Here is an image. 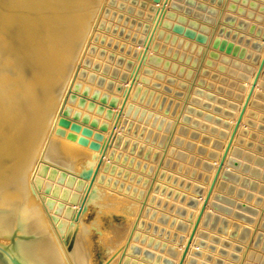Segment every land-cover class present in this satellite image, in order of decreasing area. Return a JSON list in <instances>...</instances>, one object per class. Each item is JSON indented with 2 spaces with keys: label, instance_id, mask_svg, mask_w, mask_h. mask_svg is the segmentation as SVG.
Wrapping results in <instances>:
<instances>
[{
  "label": "rangeland",
  "instance_id": "obj_1",
  "mask_svg": "<svg viewBox=\"0 0 264 264\" xmlns=\"http://www.w3.org/2000/svg\"><path fill=\"white\" fill-rule=\"evenodd\" d=\"M188 1L173 0L168 7L172 17H165L168 24L154 38L128 104L132 111L123 116L113 145L102 156L96 180L99 191L106 188V195L112 192L120 203L131 198L141 208L145 198V214L138 213L132 225L135 241L131 244L138 251L128 252L123 264H160L155 258H146L145 251L173 259L165 252L167 247L176 248L177 256V240L187 231L177 229L176 224L189 225L188 214L194 209L186 202L200 200L192 189L205 188L210 171L204 166L214 168L245 79L264 41V0ZM109 2L102 29L96 32L100 46L94 49L105 45L117 51L127 45L121 37L136 44L127 47L134 53L146 32L142 24L147 20L137 18L142 8L133 16V7L126 6L125 0L117 6ZM211 49L219 53L215 65L221 62L226 71L205 64ZM111 54L107 53L109 58ZM262 76L214 191L209 219L200 227L184 264H264V71ZM75 169L81 171L82 166L77 164ZM155 185L157 191H153ZM151 195L153 200H149ZM93 203L84 206L80 217L84 224L96 220L98 227L87 234L90 262L105 264L109 249L100 241V231L125 230L130 214L106 212ZM25 224L18 218L0 244L16 251L31 241L34 234ZM257 235L260 239L254 243Z\"/></svg>",
  "mask_w": 264,
  "mask_h": 264
},
{
  "label": "bare ground",
  "instance_id": "obj_2",
  "mask_svg": "<svg viewBox=\"0 0 264 264\" xmlns=\"http://www.w3.org/2000/svg\"><path fill=\"white\" fill-rule=\"evenodd\" d=\"M109 1L0 0V238L8 236L18 218L24 220L25 228L34 237L12 252L26 264H91L87 234L91 228L98 226L96 220H93V224H84L80 217L84 206L90 201H94L104 211L130 214L125 230H101L99 235L100 241L109 249L106 250L109 255L105 264H123L125 255L132 253L131 243L135 241L132 227L134 219L138 213L145 214V207L139 208V202L129 198L131 206L129 199L126 203L127 199L124 198L125 204L120 203L112 192L113 196L106 195V188L97 189L96 180L103 160L90 188L87 187L104 144L108 141L103 156L113 145L123 116L132 111V106L128 104L132 102L135 85L149 60L151 45L163 20L172 17L167 16V11L173 0L166 1L154 32L152 29L164 0H141L153 6V10L147 13L149 19L144 14L147 6L141 7L139 0L133 5L125 0L126 6L133 7V16L138 7L143 9H138L140 16L137 15V18L143 22L147 20L148 24H142L146 32L134 53L127 47L136 44L121 37L119 40L127 43L124 47L118 46L121 50L116 51L105 45V49L98 48L100 45L95 41L96 32L102 29L106 19L104 10L111 3ZM111 1L117 6L120 0ZM150 35V42L131 84ZM96 45L98 47L94 49ZM258 51L252 72L248 77L246 75L239 106L227 127V136L218 148L220 154L264 51V41ZM107 53H112L110 58ZM263 71L264 66L237 132L263 77ZM128 88V95L117 116ZM103 97L107 100H101ZM62 118L67 121V125L60 123ZM57 128H63L64 134H56ZM68 133H73L75 138H67ZM95 133L99 137H94ZM236 134L204 214L212 204L214 191L232 152ZM220 154L214 160V168ZM77 164L82 166L81 171L75 169ZM214 168L210 169V176L204 183L205 188L193 210L187 232L179 243V252L172 259L173 264H176L184 247ZM68 188L77 190V193H70ZM78 209L80 213L75 219ZM200 227L201 222L189 250ZM0 264L6 262L0 259Z\"/></svg>",
  "mask_w": 264,
  "mask_h": 264
},
{
  "label": "water",
  "instance_id": "obj_3",
  "mask_svg": "<svg viewBox=\"0 0 264 264\" xmlns=\"http://www.w3.org/2000/svg\"><path fill=\"white\" fill-rule=\"evenodd\" d=\"M166 1H167V0H164L163 3H162V5H161V7H160V10H159L158 16H157V18H156V20H155V24H154V27H153V29H152V32H154V29H155V27H156V25H157V22H158V18L160 17L161 13H162L163 10H164V7H165V4H166ZM186 2H187V1H186ZM217 2H219V0H218ZM129 3H130V4H132V3L135 4V3H136V0H129ZM188 3H189V4H193L192 1H190V0L188 1ZM132 5H133V4H132ZM139 5H140L141 7H145V6H147V9H148L149 13H150L151 10H153V6H152V4H148V5H146L145 2L140 1V2H139ZM172 5H173V3H172ZM209 10L213 11L212 9H209ZM167 16H170V15H167ZM148 18H149V16H148ZM165 20H166V19H165ZM165 20H163V22H162V26H165V25L168 24V22L165 21ZM220 32H221V30H219V33H220ZM150 39H151V35H150L149 38H148V41H147V43H146V45H145V49H144V51H143V54H142V56H141V58H140V60H139V63H138V65H137L135 71H134V75L132 76V79H131V84H132V82H133V80H134V76H135V74H136V72H137V70H138V68H139V65H140V63H141V60H142V58L144 57V53H145V51H146V47L148 46V44H149V42H150ZM212 44H213V47H214V48H217V46H218V41H217V40H214ZM221 46H222V44H221ZM218 54H219V53H218V50H216V49H211V50L208 52V54H207L208 57H207L206 60H205V64L208 65V66H214V65H215L214 60H215L216 58L219 57ZM215 66H216V68H217L219 71H222V72L226 71V66L223 65L221 62L218 63V64L216 63ZM263 66H264V51H263V53H262V56L260 57V60H259V62H258V65H257V68H256V70H255V73H254V75H253V78H252L251 84H250V86H249V89H248V91H247V93H246V95H245V98H244L243 103H242V105H241V107H240V109H239V112H238V114H237V117H236V119H235V122H234V124H233V126H232V128H231V131H230V133H229V136H228V138H227V141H226V143H225V145H224V147H223V150H222V152H221V154H220V156H219L218 162H217V164H216V166H215V168H214L213 174H212V176H211V178H210V180H209V183H208L207 189H206V191H205V193H204V196H203V198H202V201H201L200 207H199V209H198V212H197V214H196V217H195V219H194L193 225H192V227H191V229H190V231H189V233H188V236H187L186 242H185V244H184V247H183V249H182V251H181V253H180V255H179V258H178L176 264H183V262L185 261V258H186V254H187V252H188V250H189L190 244H191V242H192V240H193V237H194V235H195V233H196V230H197L198 225L200 224V222H201V226L205 225L206 222H207L208 219H209L208 213H205V214H204L205 207H206V205H207V202H208L209 197L211 196L212 190H213V188H214V186H215V184H216V182H217V179H218V177H219V175H220V172H221V170H222V166H223L224 161H225V159H226V156H227V154H228L229 148H230V146H231V144H232V141H233V139H234V136H235V134H236V132H237V130H238V127H239V125H240V122L242 121V117H243V114H244L245 108H246V106H247V104H248V102H249V99H250V96H251V94H252L253 88H254V86H255V84H256V81H257V79H258V77H259V75H260V72H261ZM129 89H130V88H128L127 91H126V93H125L124 99H123V101H122V103H121V106H120V109H119V111H118L117 116L119 115V113H120V111H121V108H122V106H123V104H124V102H125V99H126L127 95H128V91H129ZM101 100L106 101L107 99H105V98L103 97V98H101ZM60 123H61L62 125H67V124H68L67 121H66L65 119H63V118L60 119ZM56 134H58V135H63V134H64V129H63V128H57V129H56ZM94 137H96V138L99 137V134H98V133H95V134H94ZM67 138H69V139H74V138H75V135H74L73 133H68V134H67ZM107 143H108V141H106V143L104 144V146H103V150H102V155L99 157V159H98V161H97V163H96V166H95V168H94L93 171H92V174H91V176H90L89 184H88L87 189L90 188L92 182H93L94 179H95V176H96V174H97V171H98L99 165H100L101 160H102L103 152H104L105 149H106ZM204 167H205V169H206L207 171H210V169H212V164H205ZM160 175H161V174H160ZM207 178H208V177H207ZM207 178H206L205 182L207 181ZM218 182H219V181H218ZM150 189H151V187L148 188V190H150ZM158 189H159L158 185H155V186L153 187V191H157ZM203 190H204V189H201V188H193V189H192V191H194L195 193H197L199 196L202 195ZM153 198H154V196L151 195L150 198H149V200H153ZM83 201H84V200H83ZM83 201H82V203H81V205H80L81 207H82ZM144 203H145V198H144L143 201L141 202L142 207L144 206ZM186 204H187L188 206H190L192 209H194V208L197 206V204H198V199H196V198H189V199L187 200ZM81 207H80V208H81ZM176 211L179 212V213L182 214V215L185 214V211H184V210L176 209ZM79 213H80V209H78L77 212L75 213V216H74L75 219L78 218ZM203 215H204V217H203ZM192 216H193V211L189 212V214H188L189 219L192 218ZM202 218H203V219H202ZM142 222H143V220L141 221L140 225H142ZM171 222L173 223V221H171ZM186 227H187V224H186V223H177V224H176V228L179 229V230L186 231ZM182 239H183V237L180 236V237L178 238L177 242L180 243ZM259 239H260V237L257 235V236L255 237L254 243L258 242ZM154 244L157 245V243H154ZM161 246H164V244H161ZM131 250H132V252H137V251H138V248H137L135 245H132V246H131ZM165 252H166L171 258H174V257L176 256L177 249H176V248H173V247H167V248L165 249ZM144 256H145L146 258H149V259L155 258V261L160 262V264H173L172 259H166L165 257L162 259L160 255H155V256H154L153 253H149L148 251H147V252H146V251L144 252ZM0 259H1L2 261L6 262V264H26V263H25V262H24L19 256H17V255H16L15 253H13L9 248H7L5 245H2V244H0ZM126 260H127V259H125L124 263L126 262Z\"/></svg>",
  "mask_w": 264,
  "mask_h": 264
}]
</instances>
